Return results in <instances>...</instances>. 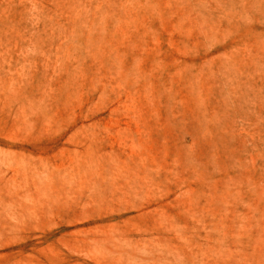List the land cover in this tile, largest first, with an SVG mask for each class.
<instances>
[{
  "label": "rangeland",
  "instance_id": "1",
  "mask_svg": "<svg viewBox=\"0 0 264 264\" xmlns=\"http://www.w3.org/2000/svg\"><path fill=\"white\" fill-rule=\"evenodd\" d=\"M0 264H264V0H0Z\"/></svg>",
  "mask_w": 264,
  "mask_h": 264
}]
</instances>
